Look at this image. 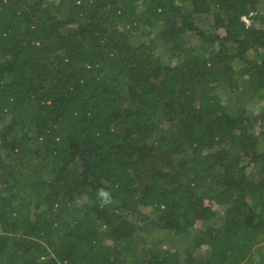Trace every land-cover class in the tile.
Here are the masks:
<instances>
[{
  "label": "trees",
  "instance_id": "1",
  "mask_svg": "<svg viewBox=\"0 0 264 264\" xmlns=\"http://www.w3.org/2000/svg\"><path fill=\"white\" fill-rule=\"evenodd\" d=\"M0 264H264V0H0Z\"/></svg>",
  "mask_w": 264,
  "mask_h": 264
},
{
  "label": "clouds",
  "instance_id": "2",
  "mask_svg": "<svg viewBox=\"0 0 264 264\" xmlns=\"http://www.w3.org/2000/svg\"><path fill=\"white\" fill-rule=\"evenodd\" d=\"M96 198L99 201V207L101 208L114 204L112 192L106 187L97 189ZM78 199L85 203L89 202V196L87 194H82Z\"/></svg>",
  "mask_w": 264,
  "mask_h": 264
},
{
  "label": "rangeland",
  "instance_id": "3",
  "mask_svg": "<svg viewBox=\"0 0 264 264\" xmlns=\"http://www.w3.org/2000/svg\"><path fill=\"white\" fill-rule=\"evenodd\" d=\"M187 41L190 44H195L196 43L195 40L192 37H189ZM258 107H260V106L257 104V105L254 106V109L257 110Z\"/></svg>",
  "mask_w": 264,
  "mask_h": 264
},
{
  "label": "built area",
  "instance_id": "4",
  "mask_svg": "<svg viewBox=\"0 0 264 264\" xmlns=\"http://www.w3.org/2000/svg\"><path fill=\"white\" fill-rule=\"evenodd\" d=\"M242 19H243L247 24H249V19H248V18H246V17H242Z\"/></svg>",
  "mask_w": 264,
  "mask_h": 264
}]
</instances>
